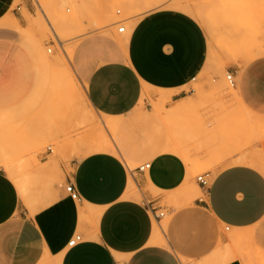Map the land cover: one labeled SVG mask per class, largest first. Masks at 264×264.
Returning <instances> with one entry per match:
<instances>
[{
  "label": "crops",
  "instance_id": "0c3cea01",
  "mask_svg": "<svg viewBox=\"0 0 264 264\" xmlns=\"http://www.w3.org/2000/svg\"><path fill=\"white\" fill-rule=\"evenodd\" d=\"M13 2L0 0V134L19 136L18 147L28 150L67 134L46 78L49 43L22 6L10 10ZM115 28L82 38L69 63L89 106L113 122V150L83 155L87 147L68 137L71 173L50 147L25 172L0 169V264H213L228 240L223 227L243 230L264 216V176L234 165L210 173L208 188L198 184L203 197L191 205L163 208L160 192L177 191L184 169L167 154L168 126L142 97L163 93L166 109L185 100L210 67L209 39L193 16L166 7L128 31ZM249 81L247 74L239 79L244 99ZM128 163H149L151 172L134 170L132 177ZM130 177L143 201L125 198ZM69 183L80 200L71 199ZM165 209L170 218L157 242L152 219L161 222L155 211ZM75 235L83 241L70 247Z\"/></svg>",
  "mask_w": 264,
  "mask_h": 264
},
{
  "label": "rangeland",
  "instance_id": "374dc122",
  "mask_svg": "<svg viewBox=\"0 0 264 264\" xmlns=\"http://www.w3.org/2000/svg\"><path fill=\"white\" fill-rule=\"evenodd\" d=\"M76 1L14 0L11 5L10 10L22 6L24 14L32 15L35 33L45 44L49 43L44 47L46 67L50 70L46 77L50 81H46L50 82L54 96L59 97L61 129L67 135H62L60 141L52 140L27 150L18 147L19 136L0 134V169L12 176L25 172L32 164H37L50 147L52 159L67 162L71 173L70 157L65 154L72 144L71 141L68 145V137L77 146L82 145L81 139L102 133L111 140V131L101 128L105 119L90 108L84 85L74 78L69 63L85 36L102 33L113 25L118 30V22L128 31L142 15L166 7L186 12L202 25L210 43V67L188 91V97L171 109L165 108L168 98L163 93L151 94L147 90L142 97L141 102L149 103L168 126L171 148L167 154L179 159L184 169L177 191L160 192L161 205L175 209L191 205L195 199L203 197L200 191L190 200L185 194L187 189L198 187L197 177L205 173L215 175L230 165L264 176V0H161L133 10L121 3L111 4L109 0H84L78 6ZM63 22L68 27L59 29L58 24ZM228 67L239 73V77L234 78L235 87L227 80L231 73ZM246 74L250 81L244 99L239 79ZM182 102L187 103L186 108L176 112ZM88 151L86 149L83 155ZM139 165L131 166L132 177ZM142 194L143 190L134 182L125 198L143 201ZM160 213L164 214L161 222L152 220L165 231L170 216L167 209ZM222 231L226 232L228 240L220 246L221 252L229 253L242 264H264V216L249 228L227 232L223 227ZM124 260L119 258L121 263Z\"/></svg>",
  "mask_w": 264,
  "mask_h": 264
},
{
  "label": "bare ground",
  "instance_id": "6f19581e",
  "mask_svg": "<svg viewBox=\"0 0 264 264\" xmlns=\"http://www.w3.org/2000/svg\"><path fill=\"white\" fill-rule=\"evenodd\" d=\"M42 1L43 0H41V2ZM44 1H47V0H44ZM62 1L63 2H66L67 0H62ZM83 1L84 0H77L76 1V3H77L76 5L78 6V5L82 4ZM109 1H110L111 4L121 3L124 6H126L128 9L133 10V9H135L137 7H145L146 8V7L150 6V5H152L153 3H155V1L159 2L161 0H109ZM197 17L199 18L198 14H197ZM199 19L202 22H204V24L207 23V20H204L203 18H199ZM120 23L121 22L116 23L117 26H118V32H119V28L120 27H124V26H120ZM67 27L68 26H67V23L66 22H63V23L58 24V28L59 29H63V28H67ZM125 30H126V28H125ZM61 48H62V45H61ZM229 74H231V73H229ZM233 79H234V76H233ZM234 83H235V81H234ZM234 87H235V85H234ZM186 104H187L186 102H182V103L178 104L177 107H176V112H181V110H184L186 108ZM92 111H94V110L92 109ZM102 126H101L102 129L105 128V129H108V131H111V132L113 131V128H114L113 122H110V121H106V123H103ZM80 143L82 145L86 146L87 147V150H89L87 152V154L88 153L98 152V151H111V150H113L111 140L108 139L104 135V133H102L100 135H94V136L91 135L89 138L88 137L87 138H83V139L80 140ZM5 165L12 166L11 164H5ZM131 166H133V165L131 163H128V168H129L130 171H131ZM19 167H20V165H19ZM22 169L24 170V167H22ZM26 169H27V167L25 168V170ZM133 185H134L133 178L130 177V182H129L128 188H131ZM198 191H199L198 187L197 186H193V188L187 189L185 194L189 197L188 199L190 200V199L194 198V193H196ZM154 230L156 231L155 241H157V242H163L164 239L162 237L161 232L164 231V229L162 227H157L154 224ZM221 251H219L218 254H216V256H215V258H216L215 261H219L216 264H226L227 262H229L230 260H232V256L229 253H226V252L224 253V252H221ZM212 263H214V262H212Z\"/></svg>",
  "mask_w": 264,
  "mask_h": 264
},
{
  "label": "built area",
  "instance_id": "2783aa9c",
  "mask_svg": "<svg viewBox=\"0 0 264 264\" xmlns=\"http://www.w3.org/2000/svg\"><path fill=\"white\" fill-rule=\"evenodd\" d=\"M124 30H125L124 27L119 28L120 33L124 32ZM227 80H228L229 84L232 87H234L235 83H234V79H233L232 74H229L227 76ZM150 168H151V164L143 163V164H140L139 166H137L135 170H137L138 172L144 173V172H147L148 170H150ZM196 181L200 186H202L204 188H208L209 183H210L209 173H205L203 175L198 176ZM67 191H68L72 200H74V201L80 200V196L78 195V193H77V191H76V189L72 183H69V185L67 186ZM159 212L160 211H157V212L155 211L156 217L157 218L164 217V214L163 213L159 214ZM82 241H83V237L81 235H76L72 240H70L69 246L74 247L77 244L81 243ZM118 264H123V263H118Z\"/></svg>",
  "mask_w": 264,
  "mask_h": 264
}]
</instances>
